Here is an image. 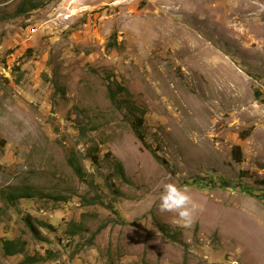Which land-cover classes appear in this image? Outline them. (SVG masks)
<instances>
[{
    "label": "rangeland",
    "instance_id": "374dc122",
    "mask_svg": "<svg viewBox=\"0 0 264 264\" xmlns=\"http://www.w3.org/2000/svg\"><path fill=\"white\" fill-rule=\"evenodd\" d=\"M68 1L0 0V264H264V0Z\"/></svg>",
    "mask_w": 264,
    "mask_h": 264
},
{
    "label": "trees",
    "instance_id": "16d2710c",
    "mask_svg": "<svg viewBox=\"0 0 264 264\" xmlns=\"http://www.w3.org/2000/svg\"><path fill=\"white\" fill-rule=\"evenodd\" d=\"M36 5H32L31 7H35ZM120 90H124L122 87H120ZM109 97L112 99L115 97L116 92L112 90V88L109 86ZM255 97L257 99H260L264 102V97L256 90L255 91ZM137 119V123L135 124V134L136 136L142 141L143 140V135L140 131V128L142 126V116L141 117H136ZM93 150V149H91ZM232 157L236 162H241L243 160V153H242V149L240 147V145H234L232 147ZM90 159L93 163H99L98 157L96 153H91L90 155ZM69 162L70 165L73 167L74 171L76 172V174L82 178L83 174H82V170H81V166L79 165V163H77L76 159H74L73 157L69 158ZM116 172L121 175L122 177H124V170L123 167L121 165L120 162L116 163ZM84 178V177H83ZM203 179L199 178V177H191L188 179L184 180L185 185H201V181ZM113 192H117V191H113ZM36 193L33 192L31 189H20L17 191H11L8 194V201L11 203H14L18 198H24V199H32L34 197H36ZM44 196H48L50 198H56L57 200H62V201H66L64 197H54L51 195H44ZM23 221L25 223V225L28 227V229L30 230V232L32 233L33 237L37 238L38 240H42V241H46L47 239L44 237V235H42L41 231H40V227L37 224V222L35 221L34 218H32L29 214H26L25 217H23ZM46 228H53L52 225H45ZM161 227V231L163 233H165L167 236H170L166 227ZM72 228V227H71ZM81 228L80 224L77 225H73V228L71 229V233L72 235L77 234V230H79ZM53 230V229H52ZM2 250H3V254L5 256H13V255H17V254H22L23 252V247H21L20 244H18L15 240L12 239H4L2 241ZM47 259V256H42V255H38L37 258L35 257H27V260L24 261L22 264L24 263H36V262H43Z\"/></svg>",
    "mask_w": 264,
    "mask_h": 264
},
{
    "label": "clouds",
    "instance_id": "9594fccd",
    "mask_svg": "<svg viewBox=\"0 0 264 264\" xmlns=\"http://www.w3.org/2000/svg\"><path fill=\"white\" fill-rule=\"evenodd\" d=\"M199 207L185 187L173 182L162 185L159 194V210L162 213H175L185 225H189Z\"/></svg>",
    "mask_w": 264,
    "mask_h": 264
},
{
    "label": "built area",
    "instance_id": "2783aa9c",
    "mask_svg": "<svg viewBox=\"0 0 264 264\" xmlns=\"http://www.w3.org/2000/svg\"><path fill=\"white\" fill-rule=\"evenodd\" d=\"M74 1H75V0H70V1H68V5H69V6L67 7V11H68V12H67V19L70 18V17L73 15V13H71L70 10H68V9L70 8V6H71L72 4H74Z\"/></svg>",
    "mask_w": 264,
    "mask_h": 264
}]
</instances>
